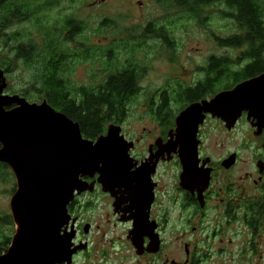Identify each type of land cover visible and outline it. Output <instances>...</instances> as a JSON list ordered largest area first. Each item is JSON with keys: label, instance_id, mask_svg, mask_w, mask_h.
Listing matches in <instances>:
<instances>
[{"label": "flooded vegetation", "instance_id": "flooded-vegetation-1", "mask_svg": "<svg viewBox=\"0 0 264 264\" xmlns=\"http://www.w3.org/2000/svg\"><path fill=\"white\" fill-rule=\"evenodd\" d=\"M205 79L206 75L191 84L179 83L170 92L164 90L156 97L154 116L149 113L154 121V133L129 134L121 127L127 117L116 124L121 125V136L132 145L128 175L136 179L132 187L142 202L138 207L140 211L128 200L126 189H116L112 195L104 192L98 174L83 178L88 190L80 195L76 193L68 208L72 220L76 221L74 241L77 246L83 244L86 227H89V235L95 228L99 229L85 218L83 211L94 209L99 200L104 199L109 202L118 223L129 226L128 240L140 260L138 264L142 261L146 264H206L210 255L206 252L216 249L222 256L228 251V243L233 246L234 239L236 249L241 246L234 251L236 256L246 257L249 264L263 262L264 131L254 128L256 122L248 119L247 112H243L232 129L221 119L206 114L197 134L195 165L188 173L182 162L184 151L180 147L174 151L169 147L175 141L176 119L184 110L193 104L211 101L220 92L233 90L238 85L192 101L185 93ZM213 125L221 128L220 132L234 143L238 141L237 129L241 125L246 133L238 146L225 149L224 144L216 140L218 127ZM146 213L153 239L144 237L143 254L139 255L130 232L133 217ZM229 234L232 238H227ZM154 236L159 242L156 253ZM166 250H170V255L164 253ZM89 251L90 247L74 256L73 264Z\"/></svg>", "mask_w": 264, "mask_h": 264}, {"label": "water", "instance_id": "water-1", "mask_svg": "<svg viewBox=\"0 0 264 264\" xmlns=\"http://www.w3.org/2000/svg\"><path fill=\"white\" fill-rule=\"evenodd\" d=\"M6 87V76L0 69V164L8 166L16 180L10 205L16 229L0 264H73L74 256L87 248L75 244L76 221L68 210L75 194L88 190L83 178L98 174L104 192L112 195L116 189H126L128 200L140 211L142 202L132 187L136 179L128 175L132 145L115 124L96 141L87 140L78 123L47 101L36 104L19 95H5ZM243 112L256 122L254 128L264 131V74L220 92L211 101L193 104L177 117L175 141L169 147L184 151L182 162L187 173L195 165L197 134L205 115L221 119L232 129ZM133 219L130 239L141 255L143 239H153V230L147 213ZM158 249L154 236V253Z\"/></svg>", "mask_w": 264, "mask_h": 264}, {"label": "rangeland", "instance_id": "rangeland-1", "mask_svg": "<svg viewBox=\"0 0 264 264\" xmlns=\"http://www.w3.org/2000/svg\"><path fill=\"white\" fill-rule=\"evenodd\" d=\"M56 2L58 6L41 11L36 19L34 17L32 21L13 27L7 35L30 37L38 42L40 39L50 37L63 39L64 21L74 18L85 25L84 32L76 41H85L84 43L100 52L112 50L117 68L136 65L141 71L140 92L128 107L127 118L124 120L126 122L121 124L122 126L119 124L121 127L124 126L129 134L154 133L155 125L149 114L150 108L153 107L156 97L164 90L170 92V89L179 83L191 84L203 80L212 57L236 61L243 53V50L221 47L214 39L215 36L228 39L237 33L234 22L224 19L219 14V7L216 6L206 9L204 16L207 20L200 24L176 9L171 0H56ZM105 21H108L109 26L103 25ZM150 24L165 29L172 40L170 47L166 46L162 39L143 37L144 30ZM7 47L13 49L16 45L12 41ZM7 47L0 41V58H6L8 55ZM8 58L10 59V56ZM105 69L104 60L100 58L77 60L68 69L67 77L72 85L77 87L98 86L108 77ZM32 74L33 72L21 63L11 68L10 72L5 74L7 87L4 93L25 98L23 92L28 91V98L25 99L29 103L41 104L43 101L31 91ZM31 93L34 97L32 100L29 99ZM109 126H106V132ZM245 130L243 125L237 129L239 134L236 135L238 138L236 143L222 134L219 127L215 138L224 144L225 149H234L235 145L241 143ZM211 141L214 142V139ZM8 169V176L0 180V216H9L12 220L10 205L16 191V180L11 169L9 167ZM83 214L95 227L99 226V229L95 228L90 235L88 234L89 236L82 235L84 240L82 245L87 247L84 252L89 247L90 251L78 257L75 264H138L140 260L128 240L129 226L118 223L108 201L100 199L94 209L85 210ZM15 229L14 223L0 224L1 234L9 236L11 240ZM227 238L232 236L229 234ZM232 241L233 246L228 243V251L222 256L216 249L206 252L210 254L206 264H249L246 257L236 256L237 253L234 251L239 250L241 246L236 249L237 242L235 239ZM216 246L214 244V247ZM169 251L166 250L164 253L170 255ZM262 251L264 253V244ZM141 264L146 263L142 261ZM255 264H264V258L263 262L258 261Z\"/></svg>", "mask_w": 264, "mask_h": 264}, {"label": "trees", "instance_id": "trees-1", "mask_svg": "<svg viewBox=\"0 0 264 264\" xmlns=\"http://www.w3.org/2000/svg\"><path fill=\"white\" fill-rule=\"evenodd\" d=\"M171 1L176 9L200 24L207 20L204 16L206 9L219 7V14L234 22L237 33L228 39L216 36L214 39L221 47L243 50L241 58L236 61L212 57L205 81L186 92L188 98L197 101L201 97L212 96L264 74V0ZM55 5L58 6L56 0H0V41L6 47L12 41L16 45L13 49L6 48L8 55L0 58V69L9 73L11 68L21 63L32 71V93L39 100L47 101L57 112L78 123L85 139L95 141L106 132L107 125L118 124L127 117L130 103L140 92L141 71L136 65L117 68L112 50L100 52L84 43L85 41H76L84 32L85 25L74 18L64 21L63 39L50 37L38 42L30 37L7 35L13 27L27 23L34 17L36 19L41 11L49 10ZM103 25L109 26L108 21ZM144 32L143 37L162 39L169 47L172 44L165 29L150 24ZM99 58L104 60L105 72L108 73L105 82L91 87L72 85L67 77L68 69L77 60ZM32 93L30 100L34 99ZM23 96L28 98V91L23 92ZM153 108L150 111L154 116ZM8 170L6 165L0 164V180L8 176ZM2 223L12 225L13 220L9 216H0V224ZM1 232L0 256L7 252L11 244V238Z\"/></svg>", "mask_w": 264, "mask_h": 264}, {"label": "clouds", "instance_id": "clouds-1", "mask_svg": "<svg viewBox=\"0 0 264 264\" xmlns=\"http://www.w3.org/2000/svg\"><path fill=\"white\" fill-rule=\"evenodd\" d=\"M3 148V145L2 144H0V149H2Z\"/></svg>", "mask_w": 264, "mask_h": 264}, {"label": "snow or ice", "instance_id": "snow-or-ice-1", "mask_svg": "<svg viewBox=\"0 0 264 264\" xmlns=\"http://www.w3.org/2000/svg\"><path fill=\"white\" fill-rule=\"evenodd\" d=\"M60 117V116H59ZM79 137H80V134H79ZM81 140V139H80ZM83 142V141H82Z\"/></svg>", "mask_w": 264, "mask_h": 264}]
</instances>
